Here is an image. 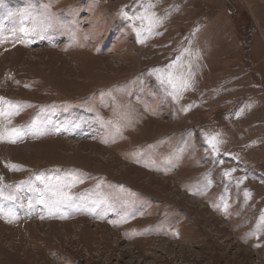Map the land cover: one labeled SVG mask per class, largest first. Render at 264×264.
<instances>
[{
	"label": "rangeland",
	"instance_id": "1",
	"mask_svg": "<svg viewBox=\"0 0 264 264\" xmlns=\"http://www.w3.org/2000/svg\"><path fill=\"white\" fill-rule=\"evenodd\" d=\"M0 264H264V0H0Z\"/></svg>",
	"mask_w": 264,
	"mask_h": 264
}]
</instances>
